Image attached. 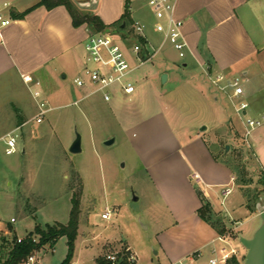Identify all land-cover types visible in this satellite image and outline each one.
Instances as JSON below:
<instances>
[{"label":"rangeland","instance_id":"obj_1","mask_svg":"<svg viewBox=\"0 0 264 264\" xmlns=\"http://www.w3.org/2000/svg\"><path fill=\"white\" fill-rule=\"evenodd\" d=\"M131 5L136 19L153 27L148 0H133ZM120 24H110L102 33L117 41L133 33L131 24L128 30L121 29ZM154 39L153 44H159ZM135 44L133 37L125 42L128 49ZM129 61L132 67L138 65L133 57ZM185 61L167 43L155 60L131 75L136 93L128 97L117 92L111 103L99 95L87 97L89 92L79 89L74 82L77 76L70 74L57 93L65 99L48 100L53 110L42 124L32 121L37 106L23 81L0 86V259L9 254L14 235L19 239L34 235L39 241L35 234L38 227L46 231L47 226L67 225L72 199L82 193L78 236L70 264H98L100 258L114 264L122 258L132 264H210L211 259L221 258L222 249L237 253L227 264H244L247 250L239 238H251L258 220L253 221L239 208L233 211L236 200L242 199L236 188L249 195L252 204L256 203L254 198L264 190V171L258 167L245 136L248 118L236 113L235 105L239 107L240 102L232 103L224 95L228 116L243 124L235 128L230 124L226 129L218 124L211 107L213 101L197 89V85L204 91L212 86L200 68L187 69L197 77L192 83H162L163 72L175 65L185 69ZM124 110L139 111L141 124H122L120 115ZM167 126L176 134L185 133L178 155L175 152L172 156L176 149ZM205 129L207 132H203ZM11 132L18 148L9 156L3 138ZM198 133H205L206 140L193 138ZM215 134L222 137L219 157L235 173L236 185L229 184L235 193L225 205L221 202L222 189H218V198H212L215 209L223 212L213 211L226 232L222 241L211 243L205 225L193 210L192 197L183 188V180L188 168L196 172L191 167L195 161L216 176L202 154L206 152L204 145L216 151L217 147L209 142ZM77 135L82 138V152L74 155L69 149ZM108 140L114 143L107 146ZM192 185L197 196L198 187L194 182ZM107 211L110 217L104 220L102 216ZM234 221L242 225L237 229ZM34 255L37 264H65L68 239L61 237L53 249L45 246ZM132 256L134 262L130 260ZM178 258L183 259L177 263Z\"/></svg>","mask_w":264,"mask_h":264},{"label":"crops","instance_id":"obj_2","mask_svg":"<svg viewBox=\"0 0 264 264\" xmlns=\"http://www.w3.org/2000/svg\"><path fill=\"white\" fill-rule=\"evenodd\" d=\"M40 1L0 0V5L10 4L9 15L12 19V24L0 33V86L3 83L11 85L17 80L23 81L24 77H32L40 84L39 87L34 84L29 87L23 81L31 97L32 90L40 89L47 100L61 101L65 99V96L57 94L58 89L64 86L70 74L75 78L83 73L88 57L85 49L86 43L91 35L97 33L88 25L74 27L72 17L65 7L49 11L45 7H38ZM71 1L76 4L95 5L94 10H81L99 17L105 26L121 23V29L128 30L129 24L132 26L137 22L144 24L147 49L157 48L163 43V36L155 31L154 17L153 27L147 21L136 19L135 10L131 5L133 0ZM126 5L130 6V21L132 22L128 24L122 23ZM176 16L184 23L183 36L188 45L185 58L187 62H182V67L185 69L181 70L175 65L173 69L163 72L160 75L161 81L163 76L167 75L168 79L165 84L170 81L181 82L185 85L192 83L194 79L197 80V77L189 74L187 69L193 66L203 71L208 82V73L212 76L223 75L229 80L236 78L244 89V96L241 100L249 105L244 115L247 118L259 119L264 113V0H178ZM154 38L160 41L159 44H153L156 42ZM124 48L128 49L127 46ZM131 56H129L130 59H132ZM197 87L208 100L213 101L211 107L216 111V119L220 126H225L226 129L230 127V124H233L234 128L238 125L243 126L239 120L228 116L225 94L212 86L206 91L202 90L201 85ZM120 121L125 126H138L142 122L141 113L124 110L120 115ZM167 127H169L170 138L175 143L176 150L172 156L175 152L178 155L182 146L181 138L185 133L182 131L176 134L170 130V126ZM205 131L206 129L203 130ZM205 135V133H198L193 138L203 139ZM219 136L215 134L210 138L212 141H209L217 147L216 151L212 152L208 146L204 145L206 152L202 153L207 167L216 171V176L206 172L195 161L196 163L193 162L191 167L196 169V172L192 173L188 168L183 180L185 184L183 188L188 190L192 197L193 205H191L198 219H201L198 210L202 207V197L211 204L214 212L223 213L215 209L212 198H218V189H222L220 195L223 204V191L227 188L233 191L226 200H229L235 193L233 185H229L231 182L235 183V173L228 162L219 157V140L222 138ZM248 139L258 167L264 171V125L254 130ZM201 174L204 179L201 178ZM196 175L200 177L201 184L200 181L197 182L194 179ZM192 182L198 187L199 202ZM205 186L210 191H207ZM237 191L242 199L236 200V208L233 211L239 208L240 211H245L252 216L253 221L258 220V225L252 234L253 237L262 225L258 207L264 206V193L260 195L256 209L251 211L247 207L245 194L236 188ZM226 213L229 214L228 210ZM199 221L205 225L211 243L224 238L210 224L202 219ZM234 224L237 229L238 225H242L238 221H234ZM240 238L251 239L243 235ZM128 248L132 251L130 247ZM182 259L178 258L175 262H181Z\"/></svg>","mask_w":264,"mask_h":264},{"label":"built area","instance_id":"obj_3","mask_svg":"<svg viewBox=\"0 0 264 264\" xmlns=\"http://www.w3.org/2000/svg\"><path fill=\"white\" fill-rule=\"evenodd\" d=\"M178 0H148V5L152 10L153 17L155 19V31L163 36V43L157 48L147 49L146 45V26L142 23H135L133 33L128 37L122 38L121 42L115 40L107 34L97 33L88 38L85 49L87 52V63L83 69L81 77L75 79V84L79 89L89 92L87 97L100 96L104 102L111 103L113 97L117 92L123 93L125 96L131 97L136 93V88L131 80V75L140 67L148 62L155 60L161 49L165 44H170L174 51L181 59H185L188 51V45L183 36L184 23L176 16ZM10 4L4 3L0 5V33L12 24V19L9 15ZM131 37L136 39V44L129 49H125L124 45ZM140 39H143L145 43H141ZM133 54V58L138 65L132 67L130 64V55ZM209 82L224 93L227 98L232 102H240V106H236V113L241 118H247L244 112L247 111L249 105L242 101L244 96V89L238 79L229 80L223 75H210L207 74ZM24 83L27 86L32 84L39 87V83L35 82L32 77H24ZM32 97L37 106V114L32 121L37 124H42L45 121L46 116L53 109L50 108L49 101L44 96L40 89H34L31 91ZM81 102H75L77 106ZM264 125V113L259 119L248 118L244 127L246 130L245 136L249 138L254 130ZM6 146V154L12 156L17 153V139L13 132L7 134L3 138ZM197 182L200 180L199 176L194 178ZM232 189L227 188L223 191V205L228 196L232 194ZM110 212L107 211L102 218L108 220ZM14 222V220H13ZM222 241V238H220ZM22 239L18 242L21 243ZM220 259H211L210 264H227V262L236 255V251L231 250L228 252L226 249H222ZM200 257V255H198ZM111 260L114 258L109 257ZM131 262L135 261V257L130 258ZM22 264H37L36 255H31Z\"/></svg>","mask_w":264,"mask_h":264},{"label":"trees","instance_id":"obj_4","mask_svg":"<svg viewBox=\"0 0 264 264\" xmlns=\"http://www.w3.org/2000/svg\"><path fill=\"white\" fill-rule=\"evenodd\" d=\"M38 7H45L47 10L51 11L58 7H65L70 13L74 27L78 28L83 25L90 26L96 33H102L107 29L99 17L92 15L91 13H84L78 5L71 0H41L38 4ZM122 23H132L130 21V6L126 5L125 13L122 17ZM122 25V24H121ZM128 37L124 36L123 38ZM141 43H145L143 39H140ZM243 186L248 187L247 183L245 184L242 180ZM264 193V190H260L254 200L256 203L259 200L261 194ZM82 195V193H81ZM80 197H74L72 199L73 208L71 210L70 220L67 225L57 224V226H47V230L44 231L40 227L37 228L35 234L39 237V241L34 238V235H29L25 239H22L21 243L18 242L19 238L14 235L11 238L10 244L11 249L9 254L5 259H0V264H22L26 261L31 255L43 249L45 246H50L53 249L61 237H66L68 239L69 247V256L65 264H70L73 252L75 241L78 236L79 230V219L81 214ZM247 198V207L254 211L256 209V203L252 204L249 195H245ZM199 217L210 224L213 228L217 230L220 236H224L226 230L223 229V224L218 222L215 218V213L211 207V204L202 197V207L198 210ZM234 259V258H232ZM231 259V260H232ZM230 260V261H231ZM229 262V261H228ZM227 262V263H228ZM98 264H114L104 258H100L97 261ZM115 264H132L128 261V258H122Z\"/></svg>","mask_w":264,"mask_h":264},{"label":"water","instance_id":"obj_5","mask_svg":"<svg viewBox=\"0 0 264 264\" xmlns=\"http://www.w3.org/2000/svg\"><path fill=\"white\" fill-rule=\"evenodd\" d=\"M78 7L82 10H94L95 5L93 4H80L77 3ZM168 76L164 75L162 83L167 82ZM114 143V140H108L105 144L110 146ZM229 150V147L226 148ZM71 154L77 155L82 152V138L77 135L75 141L69 149ZM258 212L262 220V225L255 232L251 239L240 238L241 244L246 248L247 254L245 257L244 264H264V206L258 207Z\"/></svg>","mask_w":264,"mask_h":264}]
</instances>
